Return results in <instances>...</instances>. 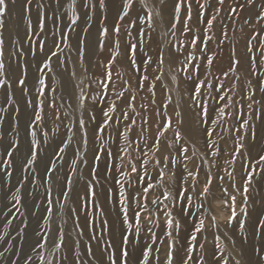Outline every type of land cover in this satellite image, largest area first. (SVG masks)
<instances>
[{
    "label": "snow or ice",
    "instance_id": "6c2138e0",
    "mask_svg": "<svg viewBox=\"0 0 264 264\" xmlns=\"http://www.w3.org/2000/svg\"><path fill=\"white\" fill-rule=\"evenodd\" d=\"M18 2L22 16L30 13L33 7L40 9L36 28L41 33L44 31V4L37 2L34 5L33 0H0V90L5 92V103L9 99L7 89L11 87L12 81L9 73L15 69L11 62L7 66L5 64L3 30L6 27L9 5ZM60 2L61 0H51L48 7L53 8L55 12ZM135 2L136 0H121L117 11V22L111 26V29L104 26L99 30L97 50L102 53L107 48L108 56L91 65L98 69V72L90 73L89 66L84 63L86 56L84 40H79L76 47L72 49L92 89L89 95H85L81 89L80 95L73 98L79 102L81 109L85 107V101H90L91 106L87 120L83 118V113L78 120H73L68 111L63 113L64 116L69 117L65 127L72 135L67 136L66 142L61 140L62 147L58 146V151L64 153L69 144H72L73 136L76 134L73 129H76L81 134V140L80 146L74 148V152L79 153L81 149L86 152L88 147L87 125H95L92 129L93 142L99 141L100 147L93 152L90 176L93 179L98 176L97 169L102 161L105 167V179L119 186L116 189L115 205L120 213L119 244L115 242L114 231L110 229L106 219L102 220L100 232L94 231L89 236L90 241L96 242L99 256L93 252L91 244H85L84 251L81 252L79 239L73 241L70 246L65 239L63 225H58L54 236L50 228L47 234L37 228L33 233L34 240L30 254L26 255L24 264H53V261L55 264H86L87 257L92 258L89 264H132L133 254H137L136 264H161L159 255L161 250L158 247L153 248L157 240L161 244L164 243V239L158 237L154 231L155 228L160 227L161 214L166 218L162 235L168 240L163 264H229L221 243L222 237L235 244L229 232L233 231L234 227L237 231L246 229L250 215V187L254 177L264 174V147L258 153V158L246 155V151L251 153L255 147L257 139L255 120L262 119V116L255 115L257 109L254 105L264 107V102L255 99L257 91L264 94V71L259 73L260 79L257 80L255 87L252 85V80L247 78L256 75L257 55L252 51L251 41L255 40L260 32L255 31L251 39L247 41L245 45L249 54L247 57H238L233 48L229 54L228 68L217 70L215 61L219 53L212 47V42L215 41V47L221 51H223L224 42H230L228 25L222 21H220L219 33H213L214 25L220 12L224 10L226 0H204V2L201 0H159L162 8L156 16L160 17V23L167 29L162 36L171 34L176 39V43L172 40L168 41L167 57L162 46L158 44L156 55L153 56L149 54L152 49L145 50L146 42L150 43L152 40L151 32L156 31L153 27V20L149 17L146 22L148 29H151V32H148L143 27L140 15L137 13L135 18L131 15ZM256 3L257 0H247V4L240 3V0H233L235 6L228 5L230 15L227 18L232 19L233 16H238L248 5L255 7ZM141 4L143 5V0ZM169 4L171 5L170 11ZM72 7L71 24L76 25L81 16L76 13L75 0H73ZM97 7L105 9L107 7L105 0H97L95 4L92 0H84L82 8L86 10L85 32L91 27L90 22L93 18L88 13L94 12ZM103 19L106 20L107 17ZM262 22H264V0H261L255 23L245 19L244 24L253 29L260 24L264 28ZM31 28L29 19L26 35ZM132 29H135V36H133ZM69 31H75V28L72 27ZM122 31L126 36L123 46ZM177 32L180 33V37H177ZM51 35L54 38L53 46L47 53H45L44 44L40 43L35 51L30 47L28 54L35 58L38 53H45V60L41 63L48 71H52L53 57L61 69L67 70L64 59L56 51L60 48L55 40L57 33L54 31ZM146 35L148 36L147 41L145 40ZM61 39H64L62 34ZM14 43L18 44L19 40H15ZM69 47L71 48L70 45ZM259 48V61L264 64V40L260 41ZM60 52H63V49H60ZM12 55L16 53L13 52ZM166 63L170 67L187 65L182 68V72L184 83L190 86V91L185 89V95L190 98L192 111L190 118L179 110L178 103L173 104L172 97L168 94L170 89L165 83L164 70ZM37 71L39 72L40 69L38 68ZM241 73H246L247 77L242 78ZM70 75L74 77L76 72L73 70ZM171 82L179 84L177 75H171ZM37 83L40 87L36 91L40 96H44L45 80L38 76ZM16 84L22 92L26 91V69H21L20 75L16 78ZM47 87L52 93L56 92V89L51 88L50 85ZM158 92L163 96L159 103H157ZM26 105L32 109V117L28 125V128L32 130L28 133L31 139L27 156L21 166L19 188H23L25 182L40 183L43 180L48 193L45 196V212L47 219L51 221L53 201L49 198L50 185L52 173L57 171V165L49 160L45 165L43 177H39L34 167L30 168V166L37 165L43 154V145L36 140L35 125L36 122L44 121L45 100L37 97L36 104L32 100H27ZM48 108L55 110L52 122L56 126L55 130L58 131L59 124H56V121H60V116L55 96L48 98ZM137 108L140 110L138 111ZM149 109H151L150 112ZM15 111L18 113L19 109ZM60 122L64 123V121ZM0 123L3 121L0 120ZM18 123L17 120V127ZM229 123H231V128L227 127ZM107 129L112 131L107 132ZM150 129H154L151 133V144L147 139ZM169 133H171L170 137ZM214 133L216 139H212ZM221 133L234 135L231 145L223 147L219 143L225 140V136ZM43 135L44 145H47V133L44 132ZM106 136L111 139L112 146L107 145ZM2 139L3 135L0 134V140ZM201 139L204 146L201 158H210L211 161V167L203 170L204 180L202 182L197 179L202 169L196 165L189 168L186 163L196 155L198 141ZM138 141H143V143ZM18 147V141L9 142L7 148L4 149L6 156L9 157L3 161L4 166L12 167V158ZM222 156L227 158L220 160ZM237 158L241 161L242 170L239 186H237L235 176ZM60 159H63V156ZM80 162L85 166L89 165L84 156L80 157ZM76 163V160L72 161L73 165ZM173 165L176 167L174 168ZM213 168L216 169L215 175H213ZM29 171L35 174L31 176L24 174ZM13 172L14 169L7 171L5 176L11 178ZM73 173H75L74 167ZM92 182V180L85 181L86 195ZM95 183L98 184L99 180H95ZM227 183H230L231 191L225 186ZM63 188L71 191L70 177L65 179L60 191V197L67 199V192ZM216 188H219V196L214 191ZM112 194L113 188H107L106 198H111ZM95 196L96 192L92 191L93 200ZM238 198L239 204L237 203ZM12 199L16 201L12 208H17V205L26 207L22 204V197L13 196ZM63 207L64 205L60 204L61 215ZM193 208L195 211H192ZM71 211L75 213L76 209L73 208ZM174 211L176 215H173ZM223 213H228V215L224 216ZM78 221L77 217V226ZM25 228L27 224L17 234L23 236ZM182 231L186 232L185 243L179 245V236ZM207 232L212 234V241L208 240L205 234ZM106 233H108V238L105 236ZM78 235L80 237L84 235L83 229ZM3 239L0 237V240ZM244 239L248 237L245 236ZM252 239L260 241L259 247L254 246V253L259 258L248 260L246 264H264V210L260 212L252 226ZM208 244H212L210 253L207 248ZM47 247L53 249V255L45 260L42 253ZM181 250L184 253L182 256L180 255ZM55 253L61 255L56 256ZM105 253H107L106 257ZM3 255L4 253L0 252V257ZM238 255L243 256V253H238ZM233 264H241V260L233 257Z\"/></svg>",
    "mask_w": 264,
    "mask_h": 264
},
{
    "label": "rangeland",
    "instance_id": "374dc122",
    "mask_svg": "<svg viewBox=\"0 0 264 264\" xmlns=\"http://www.w3.org/2000/svg\"><path fill=\"white\" fill-rule=\"evenodd\" d=\"M37 2L45 5L43 9L45 16L44 31L42 33L36 28L40 9L35 7H33L31 10V16L25 21V24L28 25L29 19L32 17L30 19L32 29L27 36L23 37L24 40L19 38V34L16 31V18L14 15L10 14V11L6 19V27L3 30L5 64L7 66L8 63L11 62L15 70L9 73V75H11L12 81L11 87L7 89V97H9L7 103H5V92L0 90V120L3 121V123H0V134L3 135V139L0 140V237L4 238L3 240H0V252L4 253V255L0 257V264H24L26 255L30 254L31 246L34 240L33 233L35 230H37V228H39V230L44 234H47V230L50 228L51 233L54 236L57 232L58 225H63L65 239L69 245L71 246L73 241L79 239L81 242L80 251L83 252L85 244H91L93 250L94 248L98 249L96 242L90 241L89 236L94 231L99 233L102 228V220L106 219L110 229L114 231V236L117 237L116 243L119 244L120 240L118 231L120 227V213L118 207L115 206L117 198L116 189H118L119 186L114 185L111 181L105 179V167L102 161L99 163V167L97 169L98 176L94 179L90 176V166L92 165L93 152L95 149L100 147L99 141H96L95 143L93 142L92 129L95 127V125H87L88 147L86 152H84L83 149H81L79 153L74 152V148L80 146L81 140V134L76 129H73L76 134L73 136L72 144H69L64 153H60L58 151V146L62 147L61 140L66 142L67 136L72 135V133L68 131V128L65 127L69 117L64 116L63 113L65 111L70 112L71 118L73 120H78L81 116V113H83V118L87 120L88 111L91 106L90 101H85V107L81 109L79 107V102L73 98L74 96L78 97L80 95L81 89H83L85 95H89L92 89L89 86L90 81L86 78V74L81 69L77 60V56L75 52L72 51V49L76 47L79 40L85 41L86 49L89 44L92 43L93 47L91 50L86 52L84 63L87 60L86 65L89 66L90 73L98 72V69L92 67L91 65H94L98 60H103L108 56L107 48L102 53L97 50L96 44L99 30L104 26H108L111 29V26L117 22V11L120 8L121 0L116 1L113 11L110 14H108L106 8L100 9L99 7H97L94 12H89L88 14L92 15L93 18L90 22L91 27L88 28L87 32L84 31V29L87 27L84 20L86 10L82 8L84 0H75L76 13L80 14L81 16V19L76 25L71 24V19L73 16V0H66L67 19L62 25H59L58 30L56 28L55 32L57 35L55 40L60 45V48L56 49V51L64 59L65 68L67 70L61 69L57 64L55 57H53L52 71L44 69L41 62L45 60V53H47L48 50L53 46L52 42L54 38L48 32L47 23L56 20L55 12L53 11V8L48 7V5L51 3V0H33L34 5ZM96 2L97 0H92V3L95 4ZM201 2H204V0H201ZM240 3L247 4V0H240ZM260 3L261 0H257L255 7L248 5L247 8L241 11L238 16H233L232 19H228L227 17L230 15L228 12V5H235L233 4V0H226L224 10L220 12V16L218 17L213 29V33L218 34L220 30V21H222L224 24L228 25V33L230 37V42H224L223 51L215 47V41L212 42V47L217 53H219L218 58H220L219 64L217 62L218 58L215 61L217 70L228 68L229 54L232 52L233 48H235V52L238 57H247L249 55L245 47L247 41L251 39V36L255 31L260 32V35L257 36L255 40L251 41L252 51L257 55L256 75L247 77L246 73H241L242 78L247 77L248 79L252 80L253 87H255L257 80L260 79L259 73L264 71V64H261L259 61V44L261 40H264V28H262L260 24H257L256 28L253 29L248 25H245L244 20L249 19L252 21V23H255L256 13L260 10ZM12 5L13 4H10L9 7L11 8ZM134 7H138L140 9L138 14L142 18L143 27L148 32H151V29H148V25L146 23L149 17H152L153 20L150 10L144 8L139 0H136ZM104 17H107V19L104 20ZM121 23L123 24V22ZM72 27L75 28V31H69V29ZM153 27H155L156 31L151 32L152 40L150 43L146 42L145 50L147 51L149 48L152 49L149 54L155 56L156 51L158 50L157 45L159 44L162 46L165 56L167 57L169 51L168 41L172 40L173 43H176V39L173 38L171 34H169L168 39H166V43L160 42L159 31L155 26L154 20ZM242 27L243 31H241ZM132 32L133 36H135V29H132ZM61 34L63 35L64 39H61ZM176 35L177 37H180L179 32H177ZM17 39L19 40L18 44L14 43V41ZM125 39L126 36L122 31V46ZM145 40H148L147 35L145 36ZM40 43L44 44L45 53H38L35 58L29 55V48L31 47L35 51L37 49V45ZM177 46H179L178 43ZM60 49H63V52H60ZM13 52H15L16 55H12ZM184 67H187V65L170 67L168 69L165 64V83L169 85L170 91L168 94L172 96L173 104H177L181 101V97H184V102L187 104V109L190 110L192 115L190 98L185 95V89L190 91V86L185 84L183 81L182 68ZM38 68L40 69L39 72L37 71ZM21 69H26L27 71V88L25 92H22L20 87L16 84V78L20 75ZM73 70L76 72L74 77L70 75L71 71ZM217 74L219 75L218 71ZM171 75H177L179 80L178 85L171 82ZM38 76L45 80V87L43 89L44 96H40V94L36 91V89L40 87L37 83ZM60 77L63 79V86L65 87L61 86ZM48 85H50L51 88L56 89V92L52 93L49 91V88L47 87ZM172 89L173 91H171ZM52 96H55L57 99L60 121H64V123L56 121V124H59L58 131L55 130L56 126L52 122L55 110H50L48 108V98ZM37 97L45 100L43 113L44 121L36 122L35 125L36 140L43 145V154L39 158L37 165L30 166V168L34 167L36 172L39 173V177H43L45 165L48 164L49 160L54 161L57 165V171L52 173L50 185L51 193L49 198L53 201L51 221L47 219V214L45 212V196L48 195V193L43 180H41L40 183L33 182L31 184L25 182L24 187L19 188L21 166L27 156L28 144L31 139L28 133L32 130L28 128L32 117V109L27 107L26 101L32 100L33 103L36 104ZM236 98L238 99L239 97L237 96ZM161 99H163V96L160 92H158L157 103H159ZM255 99L264 102V94H261L259 91H257ZM69 105H71V107H69ZM22 106H24V109L28 113V117L26 118V124L24 128L21 129L20 127L16 126V121L18 120L19 122L21 119V113L23 110ZM169 107H171V105ZM254 108L257 109L255 115L262 116V119L255 120V127L257 131L255 147L252 149L251 153L246 151V155L258 158V153L260 152L261 148L264 147V107H258L257 105H254ZM15 109H19L18 113L15 111ZM182 109V105H180L179 110L183 112ZM137 110L139 111L140 109L137 108ZM37 111H39V108H37ZM150 111L151 109H149V112ZM138 123H140L139 120ZM227 127L231 128V123H229ZM111 131V129H107V132ZM152 131H154V129L149 130V135L147 138L149 144L152 142ZM217 131H219V129H217ZM44 132L47 133V145H44ZM221 134L225 136V140L219 141V143L223 147L231 145L234 135L231 133ZM168 136L170 137L171 133H169ZM212 139H216L215 133L213 134ZM12 140L18 141L19 147L12 158V167L8 168L3 164L4 160L9 159V157L6 156L4 149L7 148L9 142ZM105 141L108 146H112V141L107 136L105 137ZM225 141L227 143H225ZM138 142L141 144L143 143V141ZM181 143H183V141H181ZM145 151H147V148H145ZM203 151L204 146L203 140L201 139L198 141L196 155L191 161H186V163L189 165V168H192L194 165H196L202 169L201 175L197 178L201 182L204 180L203 170L211 167L210 158H201V153ZM210 151L211 150H209V152ZM129 152H132L131 148L129 149ZM189 154L191 155V150ZM61 156H63V159H60ZM81 156H84L88 160V166H85L80 162ZM226 158L227 157L222 156L219 159L222 160ZM73 160L77 161L75 165L72 164ZM73 167L75 168V173H73ZM173 167L175 168L176 165H173ZM257 167L259 168L260 166ZM13 169L14 172L12 177L7 178L5 176V172L12 171ZM235 169L236 183L237 186H239L242 175L241 161L239 158L236 159ZM49 171H51V169H49ZM24 174L31 176L35 173H31V171H29L25 172ZM215 174L216 169L213 168V175ZM67 177L71 178V191H68L67 188H63V190L67 192V199H63L60 197V191ZM88 180H92L93 182L89 185L86 195L85 181ZM95 180H99V183H95ZM225 186L229 187V190L231 191L230 183H227ZM109 187L113 188V194L111 198H106V189ZM77 190L79 191V194L75 193ZM92 191L96 192L94 200L92 199ZM214 191L218 196L220 195L219 188L214 189ZM13 196L22 197V204L26 205V207L17 205L19 210H17V208H12V205L16 203V201L12 199ZM58 198L59 202H57ZM165 203L168 202L165 201ZM237 203L239 204V198ZM60 204L64 205L62 209V215L60 214ZM72 204L75 206V213L71 211V209H73ZM37 205L39 207H36ZM262 210H264V174L254 177L253 184L250 187V215L246 229L244 231H237L234 227L233 231L229 232V235L233 240H235V244H232L231 241L222 237L221 243L224 246L225 258L229 260V264H233V257L235 259H240L241 264H246L248 260H255L259 258L254 253V246L259 247L260 241L252 239V226L255 224L257 216ZM192 211H195V209L193 208ZM173 215H176L175 211ZM223 215L226 216L228 213H223ZM77 217L79 218L78 226ZM219 218L220 216L218 215V219ZM165 219L166 218L163 216V214H161L159 218L160 227L154 229L157 236L164 239L163 244L157 240V243L153 245L154 249L158 247L161 250L159 254L161 264H163V261L165 260L164 253L168 245L167 238L163 237L162 235V232L165 228ZM6 221L9 222L6 223ZM82 222L87 225V230L84 231V235L80 237L78 233L81 230ZM181 222L183 223V221ZM206 223H208V221H206ZM25 224H27V228L24 229V235H18V231L21 228H24ZM205 234L208 236L209 241L213 240V236L210 232ZM105 236L108 238V233H106ZM185 236L186 232L182 231L179 236V245H183L185 243ZM245 236H247L248 239H244ZM207 248L210 253L212 244H208ZM238 253H243V256L238 255ZM42 254L45 257V260H47L53 255V249L51 247H47ZM183 254L184 253L181 250L180 255L182 256ZM55 255L60 256L61 254L55 253ZM136 255L137 254H133L131 257L132 264H136ZM105 256H107V253ZM91 259V257H87L86 264H89ZM53 264H55V261H53Z\"/></svg>",
    "mask_w": 264,
    "mask_h": 264
},
{
    "label": "bare ground",
    "instance_id": "6f19581e",
    "mask_svg": "<svg viewBox=\"0 0 264 264\" xmlns=\"http://www.w3.org/2000/svg\"><path fill=\"white\" fill-rule=\"evenodd\" d=\"M117 0H105V3L107 5L106 10L108 11V14L112 13L114 5L116 3ZM141 3V0H139ZM144 8L150 10V12L152 13L153 16V20L155 23V26L157 28V30L159 31V39L160 42L166 43V39H168V36H162V34L167 31L166 27L163 26L160 23V17L156 16V13L158 11L161 10L162 6L159 3V0H143V5ZM140 9L138 7H134L133 12L131 13L132 17L135 18V16L137 15V13H139ZM171 10V5L169 4V11ZM9 11L10 14L14 15L16 18V31L19 34V38L21 40H24L23 37L27 36L29 34L30 31L27 32L26 35V29L28 28V25L25 24V21L31 16V12L28 13L25 16L21 15V8H20V3H16L14 6L12 5L11 8L9 7ZM55 17L56 20L50 23H47V29L48 32L51 34L52 32L56 31V28L58 30L59 25H62L65 20L67 19V14H66V0H61L60 2V6L58 9L55 10ZM32 18V17H31ZM30 18V19H31ZM32 29V28H31ZM170 38V37H169ZM91 44V45H90ZM89 46L86 49V52H88L89 50L92 49L93 44L90 43ZM241 57V56H240ZM218 64L220 63V58H218ZM87 64V60L85 62V65ZM166 67L169 69L170 66L166 63ZM166 68V69H167ZM61 78V77H60ZM61 86H63V79L61 78ZM173 91V89L171 90ZM172 97V96H171ZM178 99V98H177ZM184 97H181V101L178 102L180 105H182V110L184 113L187 114V116L190 118L192 115L190 113V110L187 109V104L186 102H184ZM23 110L21 113V119L18 123V127H20L21 129L24 128L25 124H26V118L28 117V113L26 112V110L24 109V106H22ZM79 194V191L77 190V192ZM72 207L74 208V204H72ZM81 229H83V231L87 230L86 225L82 222L81 223ZM117 237L115 236V242H116ZM93 252L96 254V256H99V249L94 248ZM106 254V253H105ZM106 257V256H105Z\"/></svg>",
    "mask_w": 264,
    "mask_h": 264
}]
</instances>
